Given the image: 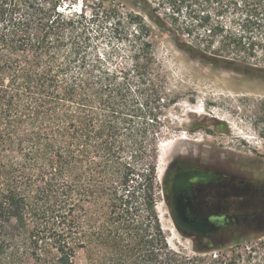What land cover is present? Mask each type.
<instances>
[{"label":"trees","instance_id":"1","mask_svg":"<svg viewBox=\"0 0 264 264\" xmlns=\"http://www.w3.org/2000/svg\"><path fill=\"white\" fill-rule=\"evenodd\" d=\"M66 2L0 0V264H76L94 214L107 217L99 235L106 228L114 238L141 235L144 257H158L164 234L157 227L161 246L147 248L149 224L138 223L137 201L140 193L153 213L171 99L150 88L153 69L143 68L155 62L147 41L138 53L142 27L128 55L117 26L96 8ZM169 2L196 54L239 53L264 68V0ZM107 29L117 40L100 45Z\"/></svg>","mask_w":264,"mask_h":264},{"label":"rangeland","instance_id":"2","mask_svg":"<svg viewBox=\"0 0 264 264\" xmlns=\"http://www.w3.org/2000/svg\"><path fill=\"white\" fill-rule=\"evenodd\" d=\"M74 2L78 11L82 8L89 13V8L94 7L106 17L109 27L117 26L119 37L124 39L121 47L128 55L125 47L132 43L134 30L142 27L138 53H142L140 47L147 41L155 62L143 68L153 69L151 83L156 86L150 88L162 89L171 99L161 119L158 138L153 213L138 193L136 214L138 223L149 224L147 248L151 241L154 248L161 246L155 240L157 227L164 234L166 248L158 257H144V237L114 238L108 228L99 235L98 228L107 217L98 221L94 214V233L88 243L78 248L75 263L155 264L156 260H163L179 264L202 259L204 264H213L221 259L227 264H264V68H252L258 57L246 58L239 53L221 58L196 54L187 46V34L181 33L179 23L173 19L169 0L66 3ZM179 18L180 24L187 21L185 10ZM107 30L100 45L117 40ZM177 158L200 160L207 168L243 179L245 186L237 198L239 211L252 216L246 220L239 218L237 231L229 228L217 240L196 238L180 230L166 192L169 166ZM98 206L93 201L92 211Z\"/></svg>","mask_w":264,"mask_h":264},{"label":"flooded vegetation","instance_id":"3","mask_svg":"<svg viewBox=\"0 0 264 264\" xmlns=\"http://www.w3.org/2000/svg\"><path fill=\"white\" fill-rule=\"evenodd\" d=\"M245 181L238 180L233 174L226 176L219 170L207 168L200 160L173 159L166 184L167 200L177 227L196 238L221 239L223 232L237 231L239 218L248 219L252 215L239 211L237 202L240 189ZM183 191L182 201H178L176 192ZM186 211L192 216L210 220L214 227L205 234L193 230L188 223L176 216V208L187 203ZM241 215V217H240Z\"/></svg>","mask_w":264,"mask_h":264},{"label":"water","instance_id":"4","mask_svg":"<svg viewBox=\"0 0 264 264\" xmlns=\"http://www.w3.org/2000/svg\"><path fill=\"white\" fill-rule=\"evenodd\" d=\"M178 201H182L184 197L183 191L180 190L176 192ZM186 205L187 203H183L181 206L176 208V216L179 217L183 222L188 225L195 231L200 232L201 234H205L208 230L212 229L214 227V224L205 218H202L200 216H192L188 214L186 211ZM242 220H246L245 218H241Z\"/></svg>","mask_w":264,"mask_h":264}]
</instances>
